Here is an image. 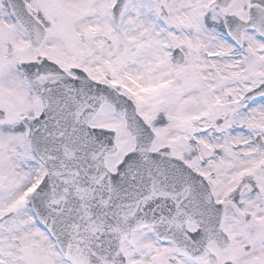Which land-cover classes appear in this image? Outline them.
Wrapping results in <instances>:
<instances>
[{"label": "snow or ice", "instance_id": "6c2138e0", "mask_svg": "<svg viewBox=\"0 0 264 264\" xmlns=\"http://www.w3.org/2000/svg\"><path fill=\"white\" fill-rule=\"evenodd\" d=\"M0 264H264V0H0Z\"/></svg>", "mask_w": 264, "mask_h": 264}]
</instances>
